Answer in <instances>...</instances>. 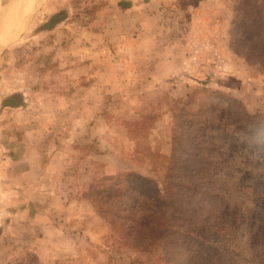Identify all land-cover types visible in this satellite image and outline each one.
Returning <instances> with one entry per match:
<instances>
[{
  "label": "rangeland",
  "instance_id": "1",
  "mask_svg": "<svg viewBox=\"0 0 264 264\" xmlns=\"http://www.w3.org/2000/svg\"><path fill=\"white\" fill-rule=\"evenodd\" d=\"M121 2L0 0V264H264L247 134L264 125V0ZM126 172L194 195L202 245L131 248L91 187Z\"/></svg>",
  "mask_w": 264,
  "mask_h": 264
},
{
  "label": "trees",
  "instance_id": "2",
  "mask_svg": "<svg viewBox=\"0 0 264 264\" xmlns=\"http://www.w3.org/2000/svg\"><path fill=\"white\" fill-rule=\"evenodd\" d=\"M247 134L254 149L252 151L263 158L262 162V159L257 155L255 164L264 166V125H259L253 130L248 129ZM199 137L207 145L213 142L214 145L217 144L216 140L222 144V140L225 139L223 135L212 136L211 134L207 135L206 132H201ZM246 141V139L232 138L228 146L234 148L236 145L241 149ZM259 181L257 184L264 194V172ZM178 185L167 178L162 186H158L154 181L142 177L137 178L128 172L102 176L91 186L96 188L93 191L97 197L93 200V206L98 214L133 249L139 250L138 247H145L157 241L163 242L169 249L176 245L184 246L189 241L192 243L189 245L200 246L202 245L200 241H204L201 234H206L208 231L205 227L199 231L198 228H195L194 225L197 221L194 219L195 210L189 207V201L193 199L194 195L186 194L185 198L188 201L183 202L179 199ZM187 185L192 187L190 183ZM181 202L184 207L180 205ZM190 205H192L191 202ZM202 222L200 224L203 225ZM254 236L258 241L263 239L260 244L264 246V231L257 228ZM214 248L211 247V249ZM191 250L194 257L195 248L194 251L192 248Z\"/></svg>",
  "mask_w": 264,
  "mask_h": 264
},
{
  "label": "crops",
  "instance_id": "3",
  "mask_svg": "<svg viewBox=\"0 0 264 264\" xmlns=\"http://www.w3.org/2000/svg\"><path fill=\"white\" fill-rule=\"evenodd\" d=\"M119 1H122L120 4H121V6H123V8H125V9H129V8H131V7H129V6H131L129 3L130 2H128V1H130V0H119ZM119 4V5H120Z\"/></svg>",
  "mask_w": 264,
  "mask_h": 264
},
{
  "label": "bare ground",
  "instance_id": "4",
  "mask_svg": "<svg viewBox=\"0 0 264 264\" xmlns=\"http://www.w3.org/2000/svg\"><path fill=\"white\" fill-rule=\"evenodd\" d=\"M27 2H28V1H27ZM25 3H26V0H25ZM28 3H29V2H28ZM22 4H23V3H22ZM22 4H21V7H23V5H22ZM26 4H27V3H26ZM21 9H22V8H21ZM21 9H20V10H21ZM10 13H11V12H10Z\"/></svg>",
  "mask_w": 264,
  "mask_h": 264
},
{
  "label": "water",
  "instance_id": "5",
  "mask_svg": "<svg viewBox=\"0 0 264 264\" xmlns=\"http://www.w3.org/2000/svg\"><path fill=\"white\" fill-rule=\"evenodd\" d=\"M2 45H3V43H2Z\"/></svg>",
  "mask_w": 264,
  "mask_h": 264
}]
</instances>
